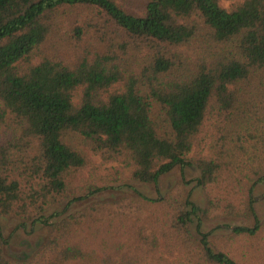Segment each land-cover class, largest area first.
<instances>
[{
    "label": "trees",
    "instance_id": "1",
    "mask_svg": "<svg viewBox=\"0 0 264 264\" xmlns=\"http://www.w3.org/2000/svg\"><path fill=\"white\" fill-rule=\"evenodd\" d=\"M206 116L208 152L190 156ZM75 144L155 188L175 167L181 184L187 169L196 187L225 178L240 206L224 213L253 219L231 235L264 251L252 197L264 185V0H143L139 15L115 0H0V217L45 232L14 256L0 232V264H242L202 231L207 209L189 194L73 184L86 164ZM112 190L129 193L99 200Z\"/></svg>",
    "mask_w": 264,
    "mask_h": 264
},
{
    "label": "rangeland",
    "instance_id": "2",
    "mask_svg": "<svg viewBox=\"0 0 264 264\" xmlns=\"http://www.w3.org/2000/svg\"><path fill=\"white\" fill-rule=\"evenodd\" d=\"M116 3L122 5L126 9H130L136 14H141V6L143 0H115ZM223 7L230 5L229 1L221 2ZM78 14V17L76 15ZM87 14L86 10L80 15V12L73 13L71 21L83 19ZM213 119L206 116L200 132L202 143L199 147H194L190 156L195 152L205 156L208 152V145L212 136ZM77 150H80L86 157L85 166L74 175L72 183L81 186L86 183H94L103 187H117L120 185H128L135 190L141 192L147 197L155 198L165 191L169 190L173 193L189 194L190 200L200 208H206L207 213L203 216L201 229L204 232H210L209 240L218 247L223 248L231 256L242 264H264V251L262 248L263 240L259 237L250 239L246 237L234 238L231 230L237 226L251 227L253 219L243 216H229L224 213V207L230 203L235 208L240 206V196L233 194L226 179H219L213 184L205 187H196L192 180L198 176L195 169H187L184 172V178L181 184V175L178 167L173 168L168 174L163 176L157 188L153 185L142 184L130 179L129 172L124 168L121 161H104L98 155L93 154L85 147L75 144ZM119 191H108L99 198L106 203L118 200L127 195ZM252 197L255 199L254 210L260 222L264 220V185L258 186L253 192ZM98 197L94 198L97 200ZM87 202L75 204L72 210L80 209ZM73 206V207H74ZM61 207L58 209L60 210ZM22 220L16 217H0V232L2 237L7 240L6 253L14 256L22 252H30L34 249V245L45 235L44 230L29 235L26 231L29 224L25 223L26 231L18 229Z\"/></svg>",
    "mask_w": 264,
    "mask_h": 264
}]
</instances>
